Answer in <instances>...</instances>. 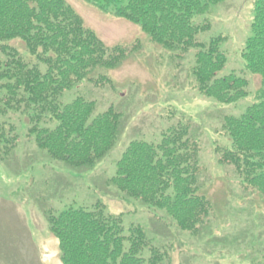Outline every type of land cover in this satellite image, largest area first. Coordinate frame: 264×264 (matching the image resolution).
<instances>
[{
  "label": "trees",
  "instance_id": "obj_1",
  "mask_svg": "<svg viewBox=\"0 0 264 264\" xmlns=\"http://www.w3.org/2000/svg\"><path fill=\"white\" fill-rule=\"evenodd\" d=\"M111 16L139 26L151 41L181 59L195 48L194 87L221 103L249 94V81L235 72L219 76L227 63L225 35L209 41L199 34L211 28L196 22L212 5L225 0H85ZM20 41L27 59L12 41ZM140 44L108 45L67 0H0V114L23 113L28 135L47 155L76 171H89L115 146L122 113L111 105L95 114L96 102L77 96L61 103L62 94L89 80L114 86L104 70L122 66ZM241 56L247 71L261 77L257 101L240 116L226 115L229 145H218L219 162L232 165L246 188L264 197V0H257ZM56 122L54 127L51 123ZM192 120L180 114L158 142L131 141L109 179L123 198L140 200L165 211L182 230L200 234L211 214L209 198L199 193L200 145ZM20 143L16 125L0 124V160L7 162ZM59 242L63 264H166L172 247L153 243L141 225H124V213H111L101 201L88 207L46 212Z\"/></svg>",
  "mask_w": 264,
  "mask_h": 264
},
{
  "label": "rangeland",
  "instance_id": "obj_2",
  "mask_svg": "<svg viewBox=\"0 0 264 264\" xmlns=\"http://www.w3.org/2000/svg\"><path fill=\"white\" fill-rule=\"evenodd\" d=\"M67 1L106 44H140L139 51L118 69L104 70L114 79L113 88L85 80L66 90L59 100L68 103L77 96L94 100L95 114L113 105L122 113L121 131L115 146L93 169L76 171L37 147L28 135L29 123L23 113L0 114V124H15L20 138L13 158L8 163L0 160V264H63L46 212L90 208L98 201L111 213H124L126 227L141 225L155 245H172L174 253L166 264H264V197L244 187L234 167L220 163L215 152L216 146L230 143L223 118L243 114L257 101L261 87V77L246 70L241 56L251 35L257 0H225L195 20L211 23L209 30L199 34L200 40L228 37L222 44L227 63L219 76L235 72L249 81V94L229 104L194 87L195 48L172 61L171 52L152 42L136 24L104 13L85 0ZM11 44L34 62L20 41ZM180 114L192 120V134L200 145L199 193L209 198L212 208L197 235L180 229L165 211L123 198L109 182L131 141L158 142Z\"/></svg>",
  "mask_w": 264,
  "mask_h": 264
}]
</instances>
